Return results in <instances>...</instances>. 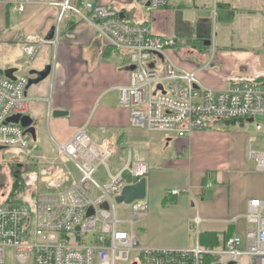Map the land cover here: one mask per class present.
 I'll return each instance as SVG.
<instances>
[{
	"label": "built area",
	"instance_id": "1",
	"mask_svg": "<svg viewBox=\"0 0 264 264\" xmlns=\"http://www.w3.org/2000/svg\"><path fill=\"white\" fill-rule=\"evenodd\" d=\"M174 1L148 0L144 8L149 13ZM30 3L59 10L52 39L27 36V61L44 44H58L68 13L85 18L127 63L129 83L117 89L133 127L187 137L221 120L261 118L255 127L264 133V68L232 74L225 78L226 88L214 89L200 80L198 70L178 66L169 56L176 39L156 34L146 21H126L128 14L121 17V11L99 0H14L19 11ZM15 76L0 72V146L20 156L30 154L34 141L20 123L8 121L29 114V76ZM55 144L58 158L23 172L22 189L0 201V264H7V248L11 264H264L263 198L248 202L245 232L227 235L219 246L199 242V218L194 217L197 242L192 247H145L136 226L145 218L147 203L129 204L130 217L124 219L117 197L145 176L148 165L132 160L130 150L123 158V144L111 136L94 140L87 125ZM249 158L264 171V150L250 147Z\"/></svg>",
	"mask_w": 264,
	"mask_h": 264
},
{
	"label": "crops",
	"instance_id": "2",
	"mask_svg": "<svg viewBox=\"0 0 264 264\" xmlns=\"http://www.w3.org/2000/svg\"><path fill=\"white\" fill-rule=\"evenodd\" d=\"M147 1L138 0L139 3H143V7ZM206 1L193 0V3L199 8L205 5ZM215 2L214 6L220 3L229 4L225 0ZM186 3V0H175L169 6L151 13L143 10L144 13L138 20L148 22L155 33L162 37L175 38L171 33L172 26L166 20L167 13L174 7L178 10L184 9ZM235 9L230 8L233 11V19L237 13ZM58 10L57 6L30 3L24 11H19L14 0H0V49L15 50L25 55L23 47L27 36L37 34L46 37L56 24ZM135 14L133 12V15ZM206 36L205 38L212 44L211 35ZM200 44L203 50L196 48L191 51L185 50L186 47L179 49L173 46L169 53L174 60L172 54L176 51L178 55L175 56L179 61L176 63L181 67L185 66V69L198 70L200 80L209 87L223 88L226 83L224 75L232 71L241 72L247 63L243 55L237 53L238 49L233 47L211 49L209 47L211 44L202 41ZM83 55L86 57L84 61ZM88 56H93L99 63L110 62L111 57L119 59L125 65V68H118V75L122 78L100 92L97 90L89 93L92 86L80 79L84 75L82 70L88 64L87 58L90 59ZM18 61V55L13 59L6 58L0 62V69L16 68ZM28 63H35L32 70H43L46 65H52L51 72L45 79L27 89L29 115L33 118L36 128L32 150L39 153L38 157L41 159L37 162L40 164L58 158L55 142L67 141L83 125H87L89 133L93 124L90 115L99 97L103 98L106 93H113L114 106L105 108L104 119L95 123V138L91 137L100 142L106 136H111L123 144V158L130 150L132 160L148 165V171L142 177L146 179V197L135 199L131 203L135 201L147 203L148 210L144 219L155 214L156 210H162L160 214L164 216L166 225L172 226L170 242L165 245L141 243L143 246L192 247L197 242L192 222L194 217L199 218V242L206 246H219L227 235L245 232L248 224L244 215L248 202L253 198L264 199V171L255 169V172H252L249 166V162L253 160L249 158V148H253L251 134L239 131L240 128L231 129L229 124L221 123H213L203 129L194 130L187 137L133 127L129 109L119 103L117 89L118 86L129 83V69L123 55L109 46L106 39L85 18L73 13H68L63 23L58 44L43 45L36 58ZM249 63L250 67L246 66L249 71L252 64H258L257 61ZM16 69L15 75L19 71ZM56 110L67 111V114L54 116ZM107 112H110L109 116ZM140 132H144L143 139H139ZM49 146H52L53 154ZM3 149L0 146V172L1 167L5 169L7 166V163L2 164L5 161V152H1ZM20 156L24 158V155ZM18 161L17 157L13 163ZM142 178L135 179L129 185L136 184ZM10 183L8 181L7 185ZM21 183L22 180L19 183L20 188L15 193H12L13 186L11 188V185L10 187L8 185L4 188L2 184L0 201L12 198L19 192L22 189ZM171 189H179L181 192L174 195L170 192ZM122 204L129 205L125 202ZM176 227L179 230L176 231Z\"/></svg>",
	"mask_w": 264,
	"mask_h": 264
},
{
	"label": "rangeland",
	"instance_id": "3",
	"mask_svg": "<svg viewBox=\"0 0 264 264\" xmlns=\"http://www.w3.org/2000/svg\"><path fill=\"white\" fill-rule=\"evenodd\" d=\"M225 1L229 4H220H225L226 8H223V10H221V12L219 11V13H214V4L216 3L215 0H207L205 5H202L199 8L195 7L193 0H186L187 3L183 7L184 9L178 10V8L175 7L170 8L166 17L167 22H169V24L172 26L171 33L173 34L175 39L177 38L174 48L183 49L186 47L185 50L191 51H194V49L196 48L203 50L204 48H202L203 46H201L200 44L201 40L196 33V30L199 28V26L203 24V33L206 34L208 32L211 35L212 44L209 45L211 49H213V47H219V49L225 47L231 49L233 47L235 49H238L237 53L239 55H243L244 59L246 60L245 62H247L244 66L245 69L243 68L242 70H240L241 72L232 71L224 75V81L226 83L223 88L227 87L226 80L232 74L239 73L242 75H251L255 69L264 68V0ZM100 2L119 11L126 10L128 13V17H126L125 20L129 22H139L138 18H140V16H142V14L144 13L143 10L147 12L142 5L143 3H139L138 0H100ZM232 7H235V10L237 11L235 19H230L224 14L226 9ZM180 11H182V13ZM133 12L136 13V16L133 15ZM180 19H182V21H179ZM63 23L61 25L62 29ZM173 54L172 56L175 60L173 61L175 63H179L175 56L176 54L178 55V53L174 51ZM17 55L19 56L18 65L16 67L19 69L17 74H27L28 76H30L29 71L33 69L35 63L29 64L26 58V54H19L15 50L4 51L0 49V62L5 60L6 58H16ZM83 56L84 61L86 57L85 55ZM88 57L90 59L87 58L88 64L82 70L84 75H82L80 79H82L86 84L88 83L89 86H92L88 91L89 93L97 92V90H99L100 92L101 90H104L105 88L122 78L118 75V68H125V65H123L122 61H120L119 59L111 57L110 62L102 61L99 63V61L96 58H93V56ZM254 61H257L258 64H252V69L251 71H249L246 66L250 67L249 62ZM184 67L185 66H183V68ZM101 98L102 96L99 97L90 115V120L93 119V124L90 126L89 133L93 138H95V123L99 122L100 119H104V115L106 114V107L114 106L112 104L114 98L113 93H106V96H104L102 99ZM109 113L110 112H107V116H109ZM257 120L261 121L262 119L259 118ZM256 121H248L247 119H244L242 121L243 123L238 121L235 124L229 125L231 129L240 128L239 131H244L248 134H251V144L253 148L256 150H264V133L256 129ZM216 123L228 125L225 120H221ZM105 127L111 129L110 127ZM96 129L99 128L96 127ZM138 135L140 137L139 139L144 138V132H140ZM49 147H51L50 150L53 154L52 146ZM1 152H5V161L2 164L7 163V166L5 167V169L4 167H1L0 186L3 184V187L7 188L8 185L9 187L11 185V188L13 186L12 193H15L20 188L19 183L21 181V174L26 170H30V166L33 163L39 164L40 166V163L37 161H40L39 159H41V157L39 158V153L37 154L36 151L33 150L30 152V154L24 155V158L23 156H16L12 153H7L8 151H5V149H3ZM134 154L136 156V152ZM17 157L19 158V161L13 163L14 160L17 159ZM20 159H22V161H20ZM249 166L252 172H255L254 170L257 169L255 168L257 166L254 160H251L249 162ZM8 181H10L11 183L7 185ZM129 209L130 207L126 204H118L117 212L119 217L128 219L130 217V215L128 214ZM160 212H162V210H156L155 214L149 215L147 219H143L138 223V237L141 239V243L143 245H165L172 239V226L170 224L166 225V220L164 219V216L160 214ZM175 230L177 231L179 230V228L176 227ZM6 253L7 264H11L12 249L7 248Z\"/></svg>",
	"mask_w": 264,
	"mask_h": 264
},
{
	"label": "water",
	"instance_id": "4",
	"mask_svg": "<svg viewBox=\"0 0 264 264\" xmlns=\"http://www.w3.org/2000/svg\"><path fill=\"white\" fill-rule=\"evenodd\" d=\"M121 17L125 16L124 11L120 12ZM54 31H55V26H53L48 34L46 35L47 39H52L54 37ZM206 44H211V41H206ZM153 66V64H151ZM52 65L48 64L45 66L43 70H31L30 74L32 77L29 78V83L28 87L29 88L32 84L39 83L43 79H45L51 72ZM17 71L16 68H9L6 70L0 69V72H4L6 75H8L11 78H16L15 72ZM67 111H59L56 110L54 111L53 115L54 116H62L66 115ZM249 121H253V119H248ZM10 122L14 123H20L24 128L25 132L30 134L33 140L36 139V132H35V123L33 118L29 115H14L8 119ZM146 179L142 178L139 182H137L134 185H128L123 189V192L120 196L117 197V202L122 203H131L135 199H144L146 197Z\"/></svg>",
	"mask_w": 264,
	"mask_h": 264
},
{
	"label": "trees",
	"instance_id": "5",
	"mask_svg": "<svg viewBox=\"0 0 264 264\" xmlns=\"http://www.w3.org/2000/svg\"><path fill=\"white\" fill-rule=\"evenodd\" d=\"M95 1H98V0H95ZM216 8H217V12L219 13V11L221 12V10H223V8H226V6H225V4H224V5H221V4H220V5H217ZM219 8H220V9H219ZM124 12H125L126 14H128L126 10H124ZM224 14L226 15V17H228V18H230V19H232V17H233V11H231L230 8H229V9H226L225 12H224ZM238 121H240V120H238V119H225V122L228 123V124H234V123H236V122H238ZM31 164H32V163H31ZM38 165H39V164L33 163V164L30 166V168H36ZM204 242H205V241H204ZM213 242H214V241H212V243H213ZM215 242H216V241H215Z\"/></svg>",
	"mask_w": 264,
	"mask_h": 264
},
{
	"label": "flooded vegetation",
	"instance_id": "6",
	"mask_svg": "<svg viewBox=\"0 0 264 264\" xmlns=\"http://www.w3.org/2000/svg\"><path fill=\"white\" fill-rule=\"evenodd\" d=\"M203 28H204V25L201 24L199 26V28L196 30V33H197V36L200 38V40L203 42V43H206V41H209L208 38H205L207 37L206 35H208L209 33L207 32L206 34L203 33Z\"/></svg>",
	"mask_w": 264,
	"mask_h": 264
}]
</instances>
